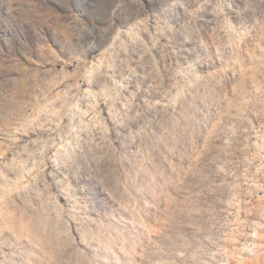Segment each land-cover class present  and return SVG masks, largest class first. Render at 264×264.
Returning a JSON list of instances; mask_svg holds the SVG:
<instances>
[{"label":"rangeland","instance_id":"rangeland-1","mask_svg":"<svg viewBox=\"0 0 264 264\" xmlns=\"http://www.w3.org/2000/svg\"><path fill=\"white\" fill-rule=\"evenodd\" d=\"M0 264H264V0H0Z\"/></svg>","mask_w":264,"mask_h":264}]
</instances>
